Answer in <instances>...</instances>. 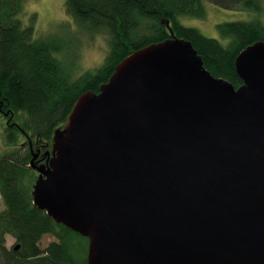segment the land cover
<instances>
[{
	"label": "water",
	"instance_id": "water-1",
	"mask_svg": "<svg viewBox=\"0 0 264 264\" xmlns=\"http://www.w3.org/2000/svg\"><path fill=\"white\" fill-rule=\"evenodd\" d=\"M171 35L78 97L33 155V203L88 238L87 264H264V41L235 87Z\"/></svg>",
	"mask_w": 264,
	"mask_h": 264
},
{
	"label": "trees",
	"instance_id": "trees-1",
	"mask_svg": "<svg viewBox=\"0 0 264 264\" xmlns=\"http://www.w3.org/2000/svg\"><path fill=\"white\" fill-rule=\"evenodd\" d=\"M24 1L0 0V105L6 104L14 121L19 122L7 124L6 149L0 152L4 203L0 264H87L88 238L56 222L33 203L38 174L30 164L33 154L29 143L20 145L22 132L36 145L50 148L55 130L64 125L81 94L99 92L124 58L171 38V31L192 42L214 76L239 87L243 81L236 72V56L248 45L264 41V21L255 16L219 23L220 40L181 21L186 15L204 18L205 0H65L67 13L77 26L90 35L105 32L107 40L102 64L75 74L79 61L76 58L72 65L60 56L66 49L61 37L49 34L36 38L33 26L22 25L19 15ZM243 6L261 11L255 0H245ZM79 41L72 38L70 48ZM7 235L16 240L12 250L6 245ZM45 235L56 240L42 247ZM16 244L20 248L15 251Z\"/></svg>",
	"mask_w": 264,
	"mask_h": 264
},
{
	"label": "rangeland",
	"instance_id": "rangeland-1",
	"mask_svg": "<svg viewBox=\"0 0 264 264\" xmlns=\"http://www.w3.org/2000/svg\"><path fill=\"white\" fill-rule=\"evenodd\" d=\"M255 1L261 6L260 12L255 9H250L251 7L246 8L243 6L245 0H205L206 16L204 18L186 15L181 17V21L187 26L199 28L209 37L221 40L222 35L217 29V24L219 23L250 20L255 16H260L264 21V0ZM19 17L23 26H33L36 38L44 37L49 34L56 36V38H62L61 41L65 44L66 49H62L60 56L65 57V60L70 64L72 63V65H74L76 58L78 59L77 62L79 61L78 67L75 68V74L98 67L102 64L107 51L105 32H96L91 35L84 32L83 28L77 26L72 17L67 13L65 0H25ZM74 37L79 38L80 41L78 45L70 48V40ZM4 105L8 109V106L6 104ZM5 107L3 108L5 109L4 111L7 110ZM13 117L9 124H19V122L14 121ZM8 118L9 117L0 114V152L6 149L4 144V133L6 126H8ZM22 134L20 145L29 143L33 155L35 153H41L39 159L40 163H36V165L41 166L48 164V160L53 157L52 144L50 148L44 149L41 145H36L29 136L26 138L25 135H28V133L24 134L22 132ZM47 150L50 152L49 157L46 155ZM34 170L39 175L38 171L36 169ZM38 175L34 181L33 188L38 180ZM3 209L4 203L0 196V212ZM54 240L56 239L53 235H45L41 239L40 245L45 247ZM14 242L16 243L15 238L12 235H7V247L10 248L11 244Z\"/></svg>",
	"mask_w": 264,
	"mask_h": 264
},
{
	"label": "flooded vegetation",
	"instance_id": "flooded-vegetation-1",
	"mask_svg": "<svg viewBox=\"0 0 264 264\" xmlns=\"http://www.w3.org/2000/svg\"><path fill=\"white\" fill-rule=\"evenodd\" d=\"M3 105H4V103L0 105V108H1L0 112H1L2 115L5 116V111H4V109H3ZM1 106H2V107H1ZM6 111H8V109H7ZM7 117H9V115H7ZM9 118H10V117H9ZM9 118H8V119H9ZM9 123H10V121H7V124H9ZM25 137L28 138V135H25ZM30 139H31V137H30ZM47 156H48V155H47ZM40 157H41V153L39 152V156H38L37 159L35 160V162L38 163V164L40 163V162H39ZM41 163H42V162H41ZM0 196H1V194H0ZM1 198H2V196H1ZM15 241H16V240H15ZM14 243H15V242H14ZM14 243L11 244V246H10V248H9L10 250H12V248H13V246H14ZM14 250L16 251V250H18V249L14 248Z\"/></svg>",
	"mask_w": 264,
	"mask_h": 264
}]
</instances>
